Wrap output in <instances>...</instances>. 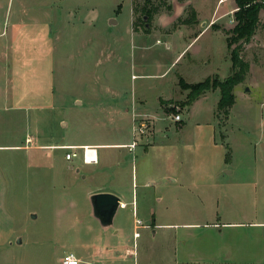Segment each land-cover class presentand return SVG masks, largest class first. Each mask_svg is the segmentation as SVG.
Segmentation results:
<instances>
[{
	"label": "rangeland",
	"instance_id": "rangeland-1",
	"mask_svg": "<svg viewBox=\"0 0 264 264\" xmlns=\"http://www.w3.org/2000/svg\"><path fill=\"white\" fill-rule=\"evenodd\" d=\"M222 1L193 0L198 18L212 19L205 23L210 31L198 38L193 30L175 32L169 40L152 30L153 21L146 34L137 21L144 35L134 36L132 0H0V31L9 32L4 39L0 36V44L16 41V49L25 50L38 44L33 42L35 35L44 28L51 30L53 40L48 44L56 51L55 63L51 60L54 74L49 75L54 110L28 109L19 115L21 123L5 129L6 112L0 108V147H18L0 148V264H62L66 254L80 252L90 254L86 264H264V11L250 43L240 41L232 47H241L240 57L250 70L234 90L231 113L218 111L219 90L208 92L190 109L186 100H180L179 77L191 84L208 77L223 82L232 73L227 38L237 25V6L235 0ZM166 11L163 6L161 12ZM186 12V19L191 18V7ZM111 21L118 24L112 26ZM187 43L191 46L186 57L172 65ZM18 54L26 59V54ZM7 58L12 63L13 53ZM44 85L34 75L20 80L16 90L23 97L21 106L31 104L28 95L42 91ZM135 97L139 100L133 105ZM160 97L174 99L160 100L158 107ZM143 98L148 110L160 118L156 143L167 142L160 153L148 154L146 165L165 167L176 162L184 174L196 175L199 187L177 195L181 211L165 221L178 225L166 230L168 241L153 239L151 229L139 228V237L127 242L135 249L134 256L117 252L111 260L95 259L94 249L115 246L116 240L111 230H103L91 217L89 192L112 177L111 167L106 172L101 169L107 152L126 160L134 157L128 149H99V165L85 164L82 151L78 159L68 162L67 151L59 145L69 140L93 145L103 136L144 142L156 120L134 114ZM77 100L83 106H75ZM118 107L121 114L130 110L122 121L115 114ZM177 115L180 121H174ZM165 134L168 139L161 138ZM26 136L38 140L31 143ZM227 155L230 170L221 174L213 190V178L225 167ZM257 174H262L258 185ZM214 220L245 225L181 226ZM177 234L183 235L186 246L179 247L171 239Z\"/></svg>",
	"mask_w": 264,
	"mask_h": 264
},
{
	"label": "crops",
	"instance_id": "crops-1",
	"mask_svg": "<svg viewBox=\"0 0 264 264\" xmlns=\"http://www.w3.org/2000/svg\"><path fill=\"white\" fill-rule=\"evenodd\" d=\"M222 2H225V0H223ZM167 3L168 6H171V10L167 9L166 12L160 11L157 15L154 16V18L152 19L153 21L152 30L154 31L156 30L159 31L160 33H163L165 36H167L169 40L174 35H176V33H181L184 32L185 30H193L194 31L193 35L195 36V38L201 36L205 31L207 32L210 31L209 25L205 27V23L208 24L212 19H210L208 22H202L201 19L198 18L196 10L193 8L194 5L193 0H187L184 2H180L179 0H171V1H167ZM190 7L193 8L196 13V21L191 19L189 23H184L183 21L186 19V15H187L186 11ZM133 23H134V13L132 10L131 31L134 34V36H139L140 38H142V36L144 35L143 33L145 31L141 33L139 28L138 31L137 30L135 31ZM177 23L179 24L177 25ZM117 24H118L117 22L112 23L111 21L112 26ZM39 26H44V25H39ZM0 32H1L0 36L3 37V39L9 36L8 29L6 31L4 30V33L3 31ZM35 36L37 37V39H35L33 42L35 43L37 41L38 44H33L28 48H25V50H20L21 48L16 49V47H18L16 46V41L14 45L12 44L8 45L9 41L0 44V87H2L1 89H3V104L0 105V108H3V111L6 112L3 113V127L5 129H8V127H13L15 124L21 123L22 120L20 117L22 116L19 115H21V112L23 113V111H27L28 109L36 110V111H42V110L51 111L54 110L56 105L55 94L54 91H52L53 82L50 81L49 79V75L51 76V74L52 75L54 74L53 69L55 68L53 67L52 69L51 60L53 59L52 61H54L55 63L54 53H56V51L48 44L50 38H52L53 40V34L51 33V30L50 31L47 30L46 32V30L42 28L37 32ZM194 40L192 42H194ZM190 46L191 44L187 43V45L184 47L182 51L180 52L178 51V55L174 59L172 65H174L177 61H179L180 63V61H182L186 57L188 53L186 55H184V53ZM167 48H170V45H168ZM9 53L11 54L13 53L12 63H10L7 58L9 57ZM18 53H22V54L24 53V55L26 54V59H22L21 58L22 56L19 55ZM21 65H25V66L22 67ZM32 75L42 78L45 85L42 88V91L38 90L39 92L37 91L36 94L32 93L31 95H28L27 101L30 102L31 104H29L27 107L25 106L23 107L21 106L23 97L16 90V85H18L20 83V80H22L25 76H32ZM180 79L183 78L179 77V82ZM182 92H183V97L180 100H187L189 91L182 90ZM206 97H207V93L201 96L193 104H196L206 99ZM173 99L174 98L163 99L160 97L158 98L157 105L159 107L160 100L169 101ZM138 100L139 98L135 97V99L132 100L133 105H135ZM142 101L143 104L140 105L139 110H135L134 114L135 115L147 114L149 116L154 117L156 120V122L153 123V128H151L152 132L149 133L148 136H144V142L136 143L133 141H129V139L127 138L120 139L118 137L115 139V138H108L106 136H103L102 138H100V141H98V143H95L93 145L78 144L76 142H73V140L72 141L69 140L70 142L59 145L62 147H74L77 149L83 148L84 146H91L96 148L98 162L95 165L100 164L101 159H100L99 149H107V150L128 149L130 155H133L134 157L133 159L130 158L129 160H126L122 158L121 155H118L113 152L112 153L107 152L104 161L102 163L101 169L103 170V172H106V170L111 167L113 170L112 177L111 179H105L100 184L95 185V187L89 192L90 197L93 196L94 194H99V193H111L117 196L121 202V206L117 210L113 218V224L111 227L104 228L103 226H101L100 222L93 217V213H92L91 217L95 219L97 224L100 225V227H102V229L105 231L111 230L112 236L116 240L115 246L103 245L101 247L94 249L91 256L95 259L99 258V260L101 259L111 260L114 258V255L117 252H125V257L134 256L135 249L129 247L127 245V242H129L130 239H135L139 237L137 236L138 232H136V230H138L139 228L145 230L151 229L153 239H156L159 236L161 239L168 241L170 236L168 235V233H166V230L169 228H173V226L176 227L178 225L166 223L165 221H170L173 217H175V215L178 212L181 211L179 208H177V203H178L177 195L183 194V191H188L190 193L191 190L192 191L194 189L198 190L199 187V184L197 183L196 175L189 176L187 174H184L183 172L180 171L176 162L167 163L165 167H163L162 165L158 166L157 163H155L151 167H148L146 165L147 162L146 157L148 156V154L151 153L152 151H154L155 153L156 152L160 153V151H163V149L166 148L165 145L167 144V142L166 141L164 142L162 140L159 143H156L158 136V134L156 133V126H158V122H159L158 120H160V118L158 116L155 117L156 115H153L152 111L148 110V108L146 107L147 99L143 98ZM83 104H84L83 101L77 100L75 106H83ZM100 107L102 108V110H105L103 104H100ZM118 108H119L118 111L116 112L114 111V112L118 117H121V121H122L123 116L126 117L128 113H130L129 112L130 110L127 108L124 111L125 112L128 111V112L126 114H121L122 112H120V110H122V108L121 107ZM132 116L133 115H131V117ZM18 118H20V122H18ZM131 119L133 120V118ZM37 123H39V119H37ZM118 131L119 129L117 130V132ZM182 131L183 128L180 129V132ZM161 132L163 131L161 130ZM27 137L28 136H26V140H31V143L38 140L37 137L35 138L32 137V139H30V137L27 139ZM168 137L169 136L167 134L161 136V138H165V139H168ZM134 143H135V147L130 148V146ZM45 147L52 148L56 146H45ZM0 148L5 149V148H18V147L3 146ZM227 156H228V160L226 159L224 165L225 167L220 172V175L218 173V175L213 178V183H212L213 186H211V188H214L213 190H215V187L217 185L216 183H218L221 174H223L225 170H230L229 164L231 163V161L229 155ZM75 172L77 173L80 172V169H76ZM230 174H233L232 170ZM85 178H87V176H85ZM256 178H257L256 182L258 185V182L262 180V174H257ZM210 193L211 192L208 191L209 195ZM91 210H92V205H91ZM136 220H140L142 222V225L139 228L136 225ZM219 225L234 226V225H245V224H233V223L220 224L214 220L212 222H206L202 224L196 222L189 224L184 223L181 226L183 229H199L200 227L205 229H210V228L216 229L218 228ZM152 229L154 231H152ZM158 230H161L159 234H158ZM171 239H176V241L179 244L178 245L179 247L180 245L186 246L187 242L186 240H184L182 234H177ZM177 253L179 254L178 250ZM180 253L182 254V251H180ZM72 254L76 256L80 264H86L87 262L86 257L90 256V254L87 253L86 254L88 256H85L81 252L72 253Z\"/></svg>",
	"mask_w": 264,
	"mask_h": 264
},
{
	"label": "trees",
	"instance_id": "trees-1",
	"mask_svg": "<svg viewBox=\"0 0 264 264\" xmlns=\"http://www.w3.org/2000/svg\"><path fill=\"white\" fill-rule=\"evenodd\" d=\"M179 1L184 2L187 0ZM235 4L237 11L234 16L237 25L229 32L231 36L227 38L228 49H231L232 73L223 82L216 77H208L197 84H188L183 79H180V87L185 91H189L186 100V105L189 107L204 94L216 90L220 91L219 112L224 111L225 115H229L231 108L235 105L236 96L234 90L245 80L250 66L240 57L239 48L241 47L238 46L234 49L232 47L240 41L249 44L255 36L260 24V13L264 11V0H235ZM132 5L134 29L138 31L136 22L139 21L146 33L150 32V22L161 11L163 6L171 10V6H168L166 0H132ZM191 19L196 21V13L193 8H191V18L185 19L183 22L189 23Z\"/></svg>",
	"mask_w": 264,
	"mask_h": 264
},
{
	"label": "water",
	"instance_id": "water-1",
	"mask_svg": "<svg viewBox=\"0 0 264 264\" xmlns=\"http://www.w3.org/2000/svg\"><path fill=\"white\" fill-rule=\"evenodd\" d=\"M90 201L93 217L97 219L104 228L111 227L113 218L121 206L120 199L111 193H99L91 196Z\"/></svg>",
	"mask_w": 264,
	"mask_h": 264
},
{
	"label": "built area",
	"instance_id": "built-area-1",
	"mask_svg": "<svg viewBox=\"0 0 264 264\" xmlns=\"http://www.w3.org/2000/svg\"><path fill=\"white\" fill-rule=\"evenodd\" d=\"M175 120L180 121L181 116L177 115L175 117ZM134 147H135V143L130 146V148H134ZM61 148L67 151L65 155V159L68 162H72L73 160L78 159L80 157L79 151H82V159L85 164L95 165L98 162L97 151H96V148L94 147L84 146L83 148H80V149H77L74 147H61ZM136 225L139 228L142 225V222L140 220H136ZM137 236H139L138 233H137ZM77 263H78V259L72 253L65 255L62 260V264H77Z\"/></svg>",
	"mask_w": 264,
	"mask_h": 264
}]
</instances>
